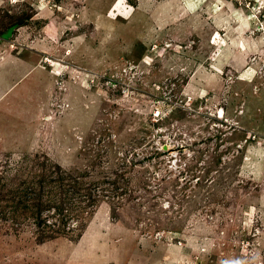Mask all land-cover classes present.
Masks as SVG:
<instances>
[{
  "label": "rangeland",
  "instance_id": "rangeland-1",
  "mask_svg": "<svg viewBox=\"0 0 264 264\" xmlns=\"http://www.w3.org/2000/svg\"><path fill=\"white\" fill-rule=\"evenodd\" d=\"M0 264H264V0H0Z\"/></svg>",
  "mask_w": 264,
  "mask_h": 264
},
{
  "label": "bare ground",
  "instance_id": "bare-ground-1",
  "mask_svg": "<svg viewBox=\"0 0 264 264\" xmlns=\"http://www.w3.org/2000/svg\"><path fill=\"white\" fill-rule=\"evenodd\" d=\"M218 2V1H217ZM214 42H216V39H215V41Z\"/></svg>",
  "mask_w": 264,
  "mask_h": 264
}]
</instances>
